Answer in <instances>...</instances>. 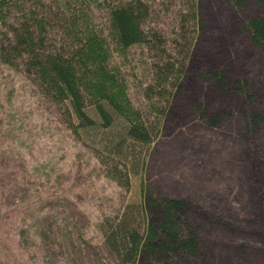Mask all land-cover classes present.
<instances>
[{
	"label": "rangeland",
	"instance_id": "1",
	"mask_svg": "<svg viewBox=\"0 0 264 264\" xmlns=\"http://www.w3.org/2000/svg\"><path fill=\"white\" fill-rule=\"evenodd\" d=\"M203 6L211 27L220 26L213 38L224 68L243 61L247 74L262 77L264 55L237 35L232 0H203ZM192 91L189 97H197ZM233 93L230 113L219 104L202 111L191 98L173 104L139 177L127 181L111 159L71 134L59 105L0 62V193L8 213L0 220V264H113L101 222L120 213L138 187L185 197L208 211L180 210L202 232L195 254L165 250L149 264H264V117L255 120V102L251 118L237 97L232 102ZM254 97L264 104L263 94Z\"/></svg>",
	"mask_w": 264,
	"mask_h": 264
},
{
	"label": "trees",
	"instance_id": "2",
	"mask_svg": "<svg viewBox=\"0 0 264 264\" xmlns=\"http://www.w3.org/2000/svg\"><path fill=\"white\" fill-rule=\"evenodd\" d=\"M232 2L237 35L264 55V0ZM210 22L203 0H0V62L59 105L71 134L131 181L139 177L173 104L191 98L188 103L202 111L219 104L230 113L235 91L232 102L237 97L251 118L256 102L255 120L264 117V104L254 97L264 96V75L247 74L243 61L226 70L213 38L220 26ZM215 84L220 91L208 99ZM194 88L198 96L189 97ZM136 194L101 222L102 246L113 264H149L181 247L197 252L202 232L180 210L194 205L208 213L205 208L143 187ZM3 208L0 193V220L8 214Z\"/></svg>",
	"mask_w": 264,
	"mask_h": 264
}]
</instances>
